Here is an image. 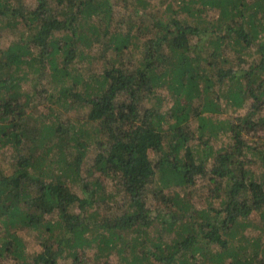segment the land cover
Here are the masks:
<instances>
[{
  "label": "trees",
  "instance_id": "obj_1",
  "mask_svg": "<svg viewBox=\"0 0 264 264\" xmlns=\"http://www.w3.org/2000/svg\"><path fill=\"white\" fill-rule=\"evenodd\" d=\"M27 1L0 0V264H264V0L139 27L128 0Z\"/></svg>",
  "mask_w": 264,
  "mask_h": 264
},
{
  "label": "rangeland",
  "instance_id": "obj_2",
  "mask_svg": "<svg viewBox=\"0 0 264 264\" xmlns=\"http://www.w3.org/2000/svg\"><path fill=\"white\" fill-rule=\"evenodd\" d=\"M34 1L35 0H28L27 3L30 4L31 6H33L34 5ZM110 1L114 5V2L116 0H110ZM146 1H147V5L143 9V7H141V5H139L137 3V0H128L129 5H131L132 7H128L127 8L124 16H125V18H129L131 16L132 20L137 22V25L135 27H139L142 23L150 24L152 22V17L151 16L148 17L146 13L149 14V12L155 11V12H157V15H166L167 16L169 14L168 11L167 12L164 11V8H165L166 3L167 2H171L172 0H146ZM134 6H136L138 9L140 8L142 10V12L144 13V14H142L141 17L137 16L134 13V8H133ZM122 11L123 10H121L120 7H118V6L115 7V5H114V14L113 15H114V18H116L115 20H118V17L121 15ZM215 14H216V12L211 11L209 13V17H213ZM2 33H5V38H0V46L4 47L8 43V39H14L15 37H18L17 33H20V31L17 32L16 29L12 30V29L6 28ZM107 55L108 54H106V56ZM136 55L139 56L137 53H136ZM87 67L88 66H85V68H87ZM31 82H32V80L28 79L27 82L24 84V87H22V88L25 91H27V89L29 90L30 87L32 86ZM33 100H34V102L36 104H33L31 109H34V108L39 109V107L41 106V110H42V107H44L45 105L46 106L48 105V102L42 96H38L37 95V96H35V98ZM167 105L168 104H165L163 106V108H166ZM31 109H29V110H31ZM75 112L78 113L79 115L83 114V112H81V109H76ZM106 145L107 144L105 142H102L101 148L105 147ZM101 148H100V145H97V146L94 147V149H92V150H90L88 152V154L84 158V163L82 165V170L81 171H82L83 175H86V171L93 165L92 164L93 163V159L96 156L97 152L100 151ZM14 157H15V150H14V148L12 146L4 145V146L0 147V159H4V160H8V161L12 162L14 160ZM251 167L254 168V171H256L255 174L258 175L259 170H260L258 165L255 163ZM96 176H97V174L95 172L93 175H91L89 177L90 178H94ZM89 177L87 176V179H90ZM84 180H85V177H84ZM100 181H101V185H102L104 191L113 190V184L109 183V181H106L105 178L102 177L100 179ZM73 190L75 192L81 193L79 186L74 185L73 186ZM33 233L34 232H30V234H27V236L31 239V241H33V238H34ZM94 253H97L96 249L91 248V249L87 250L86 256H88L91 259L93 257ZM125 253L127 254V252H125ZM103 255L107 258L106 254H103ZM119 255H122V254H118L117 251L115 250V251L111 252L109 259L113 260V261H117ZM102 258H104V257L101 256V259Z\"/></svg>",
  "mask_w": 264,
  "mask_h": 264
}]
</instances>
